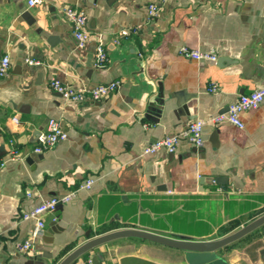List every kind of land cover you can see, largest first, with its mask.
Wrapping results in <instances>:
<instances>
[{"label":"crops","instance_id":"crops-1","mask_svg":"<svg viewBox=\"0 0 264 264\" xmlns=\"http://www.w3.org/2000/svg\"><path fill=\"white\" fill-rule=\"evenodd\" d=\"M152 3L158 12L149 19ZM71 6L88 16L84 49L65 14ZM124 28L136 32L123 36ZM100 41L104 67L96 65ZM182 47L218 58H187ZM0 52V62L11 60L0 77V263L59 264L90 239L129 228L217 240L264 215V102L240 115L242 129L209 122L264 87V0H45L34 7L0 0ZM54 78L119 88L73 103L50 88ZM50 119L68 137L36 154L35 133ZM195 119L207 122L202 147L182 140L174 153H144ZM13 148L26 157L10 160ZM87 178L92 188L79 189ZM70 191L76 197L46 214L43 235L32 241L36 223L23 215ZM263 250L264 225L216 254L226 264H264ZM72 264L189 263L183 250L126 237Z\"/></svg>","mask_w":264,"mask_h":264},{"label":"built area","instance_id":"built-area-1","mask_svg":"<svg viewBox=\"0 0 264 264\" xmlns=\"http://www.w3.org/2000/svg\"><path fill=\"white\" fill-rule=\"evenodd\" d=\"M29 7H34L45 2V0H26ZM158 6L156 3L149 5V19L154 18L157 15ZM67 19L72 25L73 36L76 39L77 47L84 49L91 40V32L88 29L87 22L88 16L86 12L78 7H67L65 9ZM136 30L124 28L121 31V35L128 36ZM179 53L187 58L201 60L208 59L211 61L217 60V55L214 52H200L188 47H182ZM108 61L107 53L104 49L102 41L97 45L96 53V65L98 67H104ZM31 66L41 65L40 61L26 60ZM11 60L8 56L3 57L0 62V77L7 75L10 70ZM50 88L61 94V96L73 103H82L88 99L101 100L109 97L115 93L119 88L118 82H111L107 84H101L92 88L86 87H74L63 83L59 79H52L50 82ZM217 87L215 84H211L209 91L215 92ZM264 102V87L253 90L248 94H242L238 100L229 105L228 110L222 114L216 115L210 119V123L218 125L223 122H229L238 128H244V123L241 120L240 115L252 109H257ZM18 122L17 119H14ZM207 122L203 119H195L190 121L186 127L173 134H168L165 137L157 140L155 143L146 146L144 153L152 154L160 150H167L170 153L176 152L179 143L182 140H186L192 146L200 148L203 146L204 137L203 132ZM68 137L67 133L63 129L61 123L55 119H50L45 129H43L40 135L37 137L36 145L32 152L36 154H43L52 148H54L59 142L64 141ZM26 157V154L13 148L10 152V160L17 161ZM6 165V161L0 163V170ZM94 183L93 178H87L84 180L79 189L89 190ZM76 197V191H70L61 197L53 196L47 200H44L34 207H32L27 213L23 215L25 220H33L36 223L35 231L32 234V241L43 235L45 229V215L53 213L57 210L61 202H70ZM33 247L32 242H27L23 248L25 250H31ZM3 264V263H0Z\"/></svg>","mask_w":264,"mask_h":264},{"label":"water","instance_id":"water-1","mask_svg":"<svg viewBox=\"0 0 264 264\" xmlns=\"http://www.w3.org/2000/svg\"><path fill=\"white\" fill-rule=\"evenodd\" d=\"M1 54V52H0ZM49 122V121H48ZM43 128H39L35 135L36 138L40 135ZM218 184H222V180L214 179ZM264 225V215L255 219L251 223L242 227L238 231L231 233L230 235L210 241H192V240H180L165 237L162 235H158L149 231L140 230V229H122L118 231H114L99 237H95L90 239L88 242L74 250L71 254H69L63 261L59 264H72L79 257L84 255L86 252L108 243L112 240L126 237H137L141 239H145L148 241H152L167 247L183 250L186 252V259L189 264H226L225 261L220 258L216 252L227 245L243 238L249 233L253 232L257 228ZM264 254V250H263Z\"/></svg>","mask_w":264,"mask_h":264}]
</instances>
